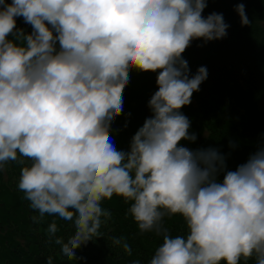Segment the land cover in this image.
<instances>
[{
  "label": "clouds",
  "instance_id": "obj_1",
  "mask_svg": "<svg viewBox=\"0 0 264 264\" xmlns=\"http://www.w3.org/2000/svg\"><path fill=\"white\" fill-rule=\"evenodd\" d=\"M207 2L0 0V171L10 161L20 168L34 223L71 222L67 239L54 241L63 256L103 236L112 218L103 202L118 196L139 231L161 240L146 264H264V146L228 170L219 149L181 144L197 140L180 110L208 75L205 66L190 74L182 54L229 27L223 14L203 15ZM235 11L251 23L243 3ZM132 69L157 73L158 90L124 151L111 125ZM175 215L183 234L165 227ZM47 230L51 240L55 220ZM109 240L131 254L123 237Z\"/></svg>",
  "mask_w": 264,
  "mask_h": 264
},
{
  "label": "trees",
  "instance_id": "obj_2",
  "mask_svg": "<svg viewBox=\"0 0 264 264\" xmlns=\"http://www.w3.org/2000/svg\"><path fill=\"white\" fill-rule=\"evenodd\" d=\"M239 3L245 5L251 22L247 26L241 25L235 11ZM213 12L223 14L229 25L227 35L207 43L193 40L182 54L190 74L205 66L208 75L200 90L193 93L191 104L180 110L191 121L189 131L196 134L197 140L181 144L193 150L217 148L226 155L227 169L235 170L250 153L264 146V0H208L203 15ZM23 28L31 31L30 25ZM156 76L150 71H130L123 92V112L111 125L118 150H128L132 136L151 115L148 101L158 90ZM230 142L235 147H230ZM19 174L20 168L11 161L0 171V264H48L49 258L52 264H146L161 243L154 233H141L127 215L129 203L113 196L102 205L112 213L111 220L100 229L103 236L76 249V258L69 259L54 241L56 237L67 239L72 232L71 222L46 215L34 223L31 218L38 213L29 208L17 189ZM53 220L58 231L50 240L47 229ZM164 224L172 235L186 231L179 215L166 217ZM113 236L128 242L130 255L111 245L109 238Z\"/></svg>",
  "mask_w": 264,
  "mask_h": 264
},
{
  "label": "flooded vegetation",
  "instance_id": "obj_3",
  "mask_svg": "<svg viewBox=\"0 0 264 264\" xmlns=\"http://www.w3.org/2000/svg\"><path fill=\"white\" fill-rule=\"evenodd\" d=\"M26 24L23 22L22 18L17 19V27L18 28H23Z\"/></svg>",
  "mask_w": 264,
  "mask_h": 264
}]
</instances>
